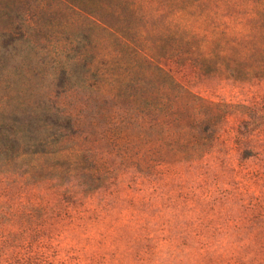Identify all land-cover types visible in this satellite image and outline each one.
Here are the masks:
<instances>
[{"label": "rangeland", "instance_id": "rangeland-1", "mask_svg": "<svg viewBox=\"0 0 264 264\" xmlns=\"http://www.w3.org/2000/svg\"><path fill=\"white\" fill-rule=\"evenodd\" d=\"M0 31L40 150L0 169V264H264V0H0Z\"/></svg>", "mask_w": 264, "mask_h": 264}, {"label": "trees", "instance_id": "trees-1", "mask_svg": "<svg viewBox=\"0 0 264 264\" xmlns=\"http://www.w3.org/2000/svg\"><path fill=\"white\" fill-rule=\"evenodd\" d=\"M11 34V32L0 31V41L6 42L2 47L0 46L1 51L11 45L24 44L22 38H15ZM10 36L13 38L7 41L6 38ZM62 71L65 75V68H62ZM20 97L15 95L6 97L5 100L0 98V169L19 162L21 157L40 152L39 142H36L37 137L34 136L38 130H31L32 127H30L37 114V108H33L28 101ZM69 117L49 108L44 115L43 125L47 131L51 133L54 130L56 134L65 129V125L70 121ZM28 122H30L29 128L25 129L23 126ZM30 137L34 142L29 141Z\"/></svg>", "mask_w": 264, "mask_h": 264}]
</instances>
